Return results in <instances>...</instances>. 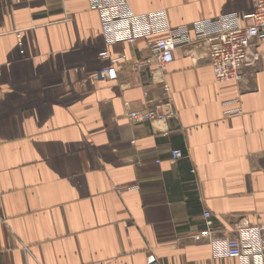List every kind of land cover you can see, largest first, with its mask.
I'll use <instances>...</instances> for the list:
<instances>
[{
    "label": "crops",
    "instance_id": "1",
    "mask_svg": "<svg viewBox=\"0 0 264 264\" xmlns=\"http://www.w3.org/2000/svg\"><path fill=\"white\" fill-rule=\"evenodd\" d=\"M97 3L0 0V264H240L193 236L205 212L217 237L264 226V42L236 83L213 80L206 43L178 47L167 92L148 43L162 13L245 26L254 1L128 0L139 37L114 44ZM145 92L178 120L131 124Z\"/></svg>",
    "mask_w": 264,
    "mask_h": 264
},
{
    "label": "built area",
    "instance_id": "2",
    "mask_svg": "<svg viewBox=\"0 0 264 264\" xmlns=\"http://www.w3.org/2000/svg\"><path fill=\"white\" fill-rule=\"evenodd\" d=\"M254 9L251 13L242 16L247 22L245 26L234 23L225 26L224 19L200 21L192 28L172 30L163 18V31L166 36L148 43V50L154 61L155 69L152 72L164 92L167 86L162 74L167 65L173 61V53L178 47L193 43L208 45V60L213 80L217 83L239 82L243 78V70L253 65L260 56L254 51L257 44L264 42V0H253ZM95 8L103 13L104 33L110 44L118 42H135L139 37L132 30L135 22L144 18L134 16L130 10L128 0H98ZM194 39H190L189 32ZM154 33L152 26L145 22V35ZM17 39L19 37L17 36ZM18 46L21 47L20 42ZM20 54L22 52L20 51ZM102 60H108L109 54H99ZM123 59V57H122ZM143 67L147 64H143ZM113 69L101 70L95 79H106L113 76ZM152 74V75H153ZM144 103L139 110H129L127 119L131 124L177 121L178 115L171 99L153 100L143 93ZM129 107L128 103L124 104ZM230 114H239L236 109ZM173 158L181 157L177 151L172 152ZM204 230L193 236V240H205L211 246L213 253L228 259L237 260L240 264H264V226H251L243 223L236 228L233 237H217L213 229V221L208 212L203 214ZM146 264H158L151 256Z\"/></svg>",
    "mask_w": 264,
    "mask_h": 264
}]
</instances>
